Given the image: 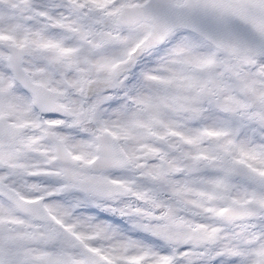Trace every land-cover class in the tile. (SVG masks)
<instances>
[{
  "label": "snow or ice",
  "instance_id": "obj_1",
  "mask_svg": "<svg viewBox=\"0 0 264 264\" xmlns=\"http://www.w3.org/2000/svg\"><path fill=\"white\" fill-rule=\"evenodd\" d=\"M0 264H264V0H0Z\"/></svg>",
  "mask_w": 264,
  "mask_h": 264
}]
</instances>
